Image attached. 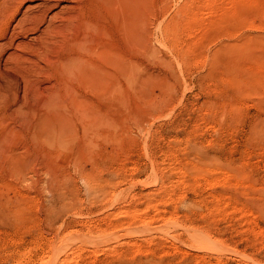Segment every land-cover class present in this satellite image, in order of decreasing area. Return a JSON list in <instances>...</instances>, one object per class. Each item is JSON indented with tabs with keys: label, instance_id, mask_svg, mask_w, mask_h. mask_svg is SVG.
<instances>
[{
	"label": "rangeland",
	"instance_id": "obj_1",
	"mask_svg": "<svg viewBox=\"0 0 264 264\" xmlns=\"http://www.w3.org/2000/svg\"><path fill=\"white\" fill-rule=\"evenodd\" d=\"M93 1L76 0L74 16L79 10L85 25L75 16L66 34L78 32L97 52L134 55L139 77L127 80L94 57L114 74L117 87L105 94L98 81L87 86L43 62L27 75L35 61L22 60L15 74L25 106L38 112L55 97L49 104L71 124L44 146L27 122L32 115L1 117L3 149L30 163L17 173L0 155V264H264V0L235 23L221 20L224 9L243 8L232 0H143L138 49ZM243 38L255 41L252 49L227 55ZM85 103L95 119L82 117ZM195 231L207 242L196 243ZM63 237L65 250L53 251Z\"/></svg>",
	"mask_w": 264,
	"mask_h": 264
},
{
	"label": "bare ground",
	"instance_id": "obj_2",
	"mask_svg": "<svg viewBox=\"0 0 264 264\" xmlns=\"http://www.w3.org/2000/svg\"><path fill=\"white\" fill-rule=\"evenodd\" d=\"M62 1H64V0H0V119L3 116V114H5V112L7 110H11V111L24 110V112H26V114L29 113V115H32V119L30 118V120H29V117H28L27 120H29V121H27V120L26 121L28 122L29 126L32 129L33 132L32 131L31 132L34 134V137L36 138V140L37 139L40 140L43 143V145L46 144L47 146L50 143V141H55V140H58L59 142L61 141V136L68 132V126H69V124H71V120L68 118V116H65V115L61 114L60 112H58L60 106H58V105L57 106H51V104H49V102H48L50 99L49 95H48L49 97L47 96L48 100L47 99H46V101H45V99H44V101L41 100V101H43V103H41V104L44 107H43V109H42V107L39 108L38 112L36 109L30 108L31 106L30 107L25 106L24 100L23 101L21 100V94L22 93H20V91L22 89V84H23L22 82H20L22 79L19 80L15 74L16 69L21 67V62L22 63L24 62V61H22L23 59L26 58V59H30L31 61L33 60V62L35 61L34 62L35 65H31V66H29L28 70L27 69L25 70L27 75L28 74L32 75L31 73H34L35 71H37L39 69H42L43 64L41 65V62H43V63H45V65L47 64V66L48 65L55 66L59 72L65 74L69 77H73V78L77 79L80 83L82 82V84H85L87 86L88 85L92 86L98 81L96 83L99 85L98 90L101 91L102 93H105V94L111 92V90L113 89L114 84L110 83V80H111V77H114L113 76L114 74H111L107 77L105 71L102 68L96 66L99 63L96 64L94 62V59H98L101 63L103 61H106L107 63L112 65L117 70V71H115L116 72L115 74L121 75L123 78H125L127 80L132 79V78L135 79L137 76L139 77V73H140L139 61L137 60V58L134 55H132V54L121 55L118 52H114L111 49H109V50L108 49H103V50L100 49L99 52H101V53H99V52H97V50L91 49L88 46L86 39L84 37H81V34H79L78 32L74 34L73 33L74 29L72 30L73 35L69 36L68 33H67L68 34L67 35L65 30L68 27L73 26L72 24H74V22H75L74 21L75 16H77L79 13V10H78L79 8L77 9L78 12H76L77 15L74 16V13H75L74 9L76 8L75 7L76 0H70V2H71L70 5L66 6L67 5V3H66L65 6L62 5L64 7H61L59 10L55 11L54 9L56 7L58 8V6L60 5V3ZM73 1H75V2H73ZM80 1L81 0H79V3H80ZM101 1L110 9V11L115 16V19L117 20L119 27H120V30H121L120 34H122V38L125 41L126 45L129 48H137L138 49L139 46L141 45L142 41H143V37L145 36V31H144V27H145L144 1L143 0H101ZM211 1L212 0H206V2H208V4ZM232 1L237 3V4L243 5V8L245 10L243 8L239 7L238 8L239 13L238 14H232L231 11H229L228 9H224V11L222 13L223 16H222L221 20H225V21L230 20V21H234V23H235V22H237L238 18L242 19V15H244L247 12L246 11L247 9H250L253 7V0H232ZM77 2H78V0H77ZM92 2H94V1L92 0ZM98 2H100V0ZM86 4H84V5H86ZM96 5H98V3H96ZM78 7L81 8V6H79V5H78ZM102 8H104V7H102ZM81 10H82V8H81ZM97 10L98 9H96V11ZM88 13H90V12H88ZM83 17H84L83 19H87V18H85V16H83ZM77 18H80V17L77 16ZM77 21H78V19H77ZM81 23L83 24V26L85 25L84 24L85 22L82 19H81ZM91 25L93 26V24H91ZM82 27L80 28V30L82 29ZM94 27H92V28H94ZM76 28H77V26L75 27V29ZM93 33L94 32H92V35H93ZM86 35L87 34H85V36ZM242 40L240 42H237V44H235L234 49H229V54H227V53L226 54L227 55H231V54L245 55L248 52V49H252L253 44H255V41L253 43V40H251L250 38H243ZM104 48H106V47H104ZM224 51L227 52L228 48L224 47ZM94 57H96V58H94ZM23 64H25V63H23ZM230 65L231 66H230L229 72H231V74H232V72L235 71V64L231 63ZM18 70L16 72H18ZM19 72H21V71L19 70ZM19 72H18V75H19ZM20 75H21V73H20ZM236 75H238L237 71H236V74L234 76H236ZM22 77H24V76H22ZM31 77H29V79ZM34 77H37V76H34ZM55 77L57 78V76H55ZM26 78H28V76ZM234 78L238 79L237 77H234ZM41 79H43V78H41ZM38 80H40V79H38ZM50 80H52V79H50ZM67 80H69V79H67ZM24 81L26 82V79ZM36 82H38V81L36 80L33 83L35 84ZM93 82H95V83L93 84ZM51 83H52V81H51ZM67 83H68V85L71 84L70 81H68ZM46 84H47V82H46ZM73 84H74V82H73ZM77 84H78V82H77ZM53 85H55V84L53 83ZM56 85H57V83H56ZM116 87H117V85L114 87V89H116ZM68 88H70V86H68ZM31 89H33V88H31ZM39 89L40 88H38L37 90L39 91ZM81 89L79 91H81ZM66 90H67V88H66ZM82 91H83V89H82ZM86 91L84 93H86ZM71 92H72V94L76 93L73 91V89L71 90ZM41 95H43V94H41ZM24 98H26V97L24 96ZM54 98L55 97H52V99H54ZM37 99H40V98H37ZM37 99H36V101H37ZM52 99H50V100H52ZM26 100H27V98H26ZM55 100H56V98H55ZM46 102H48L47 105H46ZM58 102H60V101H58ZM64 102H66V100ZM41 104L39 103V105H41ZM85 104L86 105H82V107H81L82 109L80 108L82 110L81 113L83 112L82 117L88 118V117L92 116V118H93L94 114H95L94 112L91 111L93 109L91 107H89V105L87 103H85ZM62 106H64L63 110H65L66 106L65 105H62ZM60 108H62V107H60ZM78 108H79V106H78ZM76 109H77V107H76ZM66 110H67V108H66ZM75 110H73V111H75ZM67 112H68V110H67ZM65 113H66V111H65ZM18 115H20V114H18ZM76 116H74V117H76ZM17 118L20 119L19 117H17ZM92 118H90L89 120L83 119L84 122L87 123V125H85V127H87L89 131L92 130L91 128H93V125H94L95 117H94V119H92ZM25 119H26V116L23 118L22 123ZM77 120L81 121L82 118H81V120L80 119H77ZM26 121H24V122H26ZM75 122H77V121H75ZM75 122L73 121L74 124H76ZM1 123H2V121L0 120V124ZM22 123H20V125L23 126ZM15 125L16 124H14V126ZM20 125H19V127H21ZM24 126L27 127V125H24ZM16 127H17V125H16ZM73 127H76V126L73 125ZM22 128H24V127H22ZM8 129H10V128H8ZM18 130H20V128ZM88 130H86V128H85L86 132ZM72 131H73V129H72ZM86 132H84V133L87 134ZM12 133H13V131H12ZM90 135L92 136V134H90ZM7 136L4 133L2 134L0 132V155H2L4 158L3 162H5V167H7L8 170L11 169L12 171L18 173L22 169L23 165H25L27 162V161H24V156H26V155L24 153V156H23L22 153L17 152V150L16 151L12 150L11 149L12 147L10 148L11 151L10 150L7 151L5 148L3 149L2 144L4 143V140L6 139ZM11 136H12V134H11ZM91 136H89V137L91 138ZM34 137L33 138L29 137V138L32 139V141L36 142ZM7 140H10V138ZM8 142H6V143H8ZM6 143H4V144L6 145ZM36 144H37V142H36ZM27 145H29V144L27 143ZM46 149H47V147H46ZM26 150H27V148H26ZM26 150L24 152H27ZM30 151H28L27 153H29ZM34 151H36V150H34ZM38 153L37 154L34 153V156H35V154H36V156H38ZM39 154H42V152ZM43 156H45V155H43ZM45 157L44 158L41 157V158L45 159ZM29 159H32V158H29ZM6 161L8 162V164H6ZM3 162H1V163L4 164ZM28 163H30V162H27L26 165H29ZM39 163L40 164H38V165H41L42 162H39ZM193 239L198 244H203V243L207 242V239L204 236V234L202 232H199V231L193 232ZM89 241H93V240H89ZM67 242H69V241H67V239H65L63 237L59 241V243L53 248V251L59 253L63 249L65 250V248L69 244ZM65 260H69V257L67 256L65 258ZM42 261H43V258H42ZM39 264H45V262H42Z\"/></svg>",
	"mask_w": 264,
	"mask_h": 264
}]
</instances>
